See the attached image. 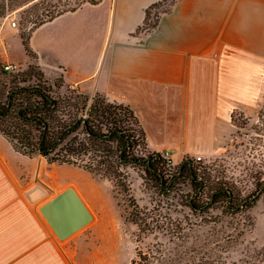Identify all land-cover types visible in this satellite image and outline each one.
<instances>
[{
	"label": "crops",
	"instance_id": "0c3cea01",
	"mask_svg": "<svg viewBox=\"0 0 264 264\" xmlns=\"http://www.w3.org/2000/svg\"><path fill=\"white\" fill-rule=\"evenodd\" d=\"M161 2H83L33 29L27 47L17 27L0 26V64L32 65L47 82L129 106L146 149L173 162L218 155L233 118L264 101V0H171L144 28ZM42 159L0 133V264H86L80 238L57 239L39 211L54 183L66 184Z\"/></svg>",
	"mask_w": 264,
	"mask_h": 264
},
{
	"label": "rangeland",
	"instance_id": "374dc122",
	"mask_svg": "<svg viewBox=\"0 0 264 264\" xmlns=\"http://www.w3.org/2000/svg\"><path fill=\"white\" fill-rule=\"evenodd\" d=\"M90 1L94 0H0L3 14L0 26L14 21L17 29L27 34L37 19H48ZM169 4L171 0H163L156 7H150L144 28L153 27ZM27 68L8 72L0 64V105L6 103L14 87L40 86L52 97L71 92L59 80L47 82L37 68ZM78 94L76 89L70 93L76 99ZM263 111L264 101L255 115L234 117L236 132L220 154L200 161L195 160L197 155L187 156L198 168L196 176L202 182V189L197 190L189 173L184 172L162 192L141 167L124 168L129 176L130 194L137 205L159 216L167 227L143 239L137 226L127 219L128 201L114 181L72 165L48 164L42 159L43 169L54 170L55 178H58L56 169H61L63 174L59 177L66 183H54L49 196L72 186L93 216L73 234L84 244L86 264H130L137 258L138 249L145 251L152 246L165 252L162 264L256 263L257 251L264 246ZM137 152L145 155L146 149L141 145ZM184 160L178 156L174 159V169L161 168L164 177L175 176ZM221 188L227 189L230 197L222 196L214 201L213 192ZM190 201L198 209H191Z\"/></svg>",
	"mask_w": 264,
	"mask_h": 264
},
{
	"label": "trees",
	"instance_id": "16d2710c",
	"mask_svg": "<svg viewBox=\"0 0 264 264\" xmlns=\"http://www.w3.org/2000/svg\"><path fill=\"white\" fill-rule=\"evenodd\" d=\"M147 15L148 10L146 19ZM1 16L3 14L0 12ZM55 16L37 19L27 34L22 33L25 47L29 33ZM33 67L29 65L27 69ZM71 92L52 97L40 86L12 88L6 103L0 105V133L23 155L40 156L48 164L72 165L114 181L128 201L130 211L127 219L137 226L141 239L158 229H166L159 216L137 205L130 194L129 176L124 168L129 165L141 167L160 186L162 192L186 172L191 183L199 190L202 189V182L196 176L198 168L194 161L183 162L174 173L175 176L164 177L161 168L174 169L175 164L163 159L160 153L146 149L143 130L129 106L110 102L99 94L88 97L79 93L76 99L70 95ZM141 145L146 149L145 155L137 152ZM222 196L230 197V192L223 188L217 189L212 199L215 197V201ZM189 206L193 210L198 209L192 201ZM164 254L158 246L145 251L138 249L137 258L132 259L130 264H155L154 261L162 264ZM256 256V263H244L264 264V246L257 251Z\"/></svg>",
	"mask_w": 264,
	"mask_h": 264
},
{
	"label": "water",
	"instance_id": "95a60500",
	"mask_svg": "<svg viewBox=\"0 0 264 264\" xmlns=\"http://www.w3.org/2000/svg\"><path fill=\"white\" fill-rule=\"evenodd\" d=\"M186 162L190 163V159H186ZM39 211L61 241L78 232L93 219L88 207L72 186L54 194L39 207Z\"/></svg>",
	"mask_w": 264,
	"mask_h": 264
},
{
	"label": "built area",
	"instance_id": "2783aa9c",
	"mask_svg": "<svg viewBox=\"0 0 264 264\" xmlns=\"http://www.w3.org/2000/svg\"><path fill=\"white\" fill-rule=\"evenodd\" d=\"M10 25H11L12 27H17L16 22H14V21H12V22L10 23ZM2 67H3V69H4L5 71H8V72H19V70H20V69H19L20 67H19L18 65H15V64H3ZM69 88H70V90H72V91H74V90L76 89L74 86H69ZM158 153H160L161 157H162L163 159L167 160L170 164H174V162H173V160H172V157H171V154L169 153L168 150H163V151L158 152ZM182 158L185 159V160L183 161V162H185L186 159H187L188 157H187V156H186V157L184 156V157H182ZM194 158H195L196 161H200V160H201V157H200V156H195Z\"/></svg>",
	"mask_w": 264,
	"mask_h": 264
}]
</instances>
